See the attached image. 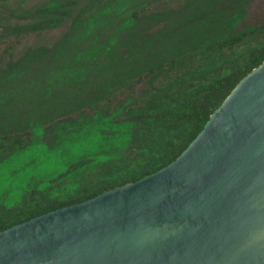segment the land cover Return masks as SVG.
Returning a JSON list of instances; mask_svg holds the SVG:
<instances>
[{"label": "water", "instance_id": "obj_1", "mask_svg": "<svg viewBox=\"0 0 264 264\" xmlns=\"http://www.w3.org/2000/svg\"><path fill=\"white\" fill-rule=\"evenodd\" d=\"M0 264H264V60L167 165L0 230Z\"/></svg>", "mask_w": 264, "mask_h": 264}, {"label": "rangeland", "instance_id": "obj_2", "mask_svg": "<svg viewBox=\"0 0 264 264\" xmlns=\"http://www.w3.org/2000/svg\"><path fill=\"white\" fill-rule=\"evenodd\" d=\"M141 9L139 17L132 15ZM260 21L264 0L6 2L0 5V38L5 40L0 43V130L45 123V140L51 143L52 132L68 128L64 149H73L71 140L78 135L73 128L80 120L91 122L97 99L114 92L123 96L135 83L138 89L139 77H132L209 35ZM16 93L19 97L10 99ZM56 117L61 119L51 122ZM64 156L57 155V164L49 162V171L53 178L74 180L79 165Z\"/></svg>", "mask_w": 264, "mask_h": 264}, {"label": "trees", "instance_id": "obj_3", "mask_svg": "<svg viewBox=\"0 0 264 264\" xmlns=\"http://www.w3.org/2000/svg\"><path fill=\"white\" fill-rule=\"evenodd\" d=\"M23 1L0 0V5ZM142 13L143 9L132 15ZM19 41L9 44L7 52ZM0 43L5 40L0 38ZM263 60L264 21H260L221 36L209 35L132 77H139L138 89L135 83L123 96L114 92L97 99L91 122L80 120L73 128L78 134L71 140L73 149H64L66 134H71L68 128L52 132L51 143L45 140V123L0 130V230L167 165L203 129L236 84ZM142 89L146 91L138 95ZM61 153L79 165L74 180L53 178L49 171V162L57 164ZM25 159L27 163L18 166ZM7 166L9 171H2Z\"/></svg>", "mask_w": 264, "mask_h": 264}]
</instances>
